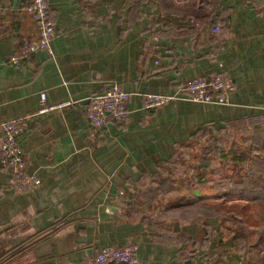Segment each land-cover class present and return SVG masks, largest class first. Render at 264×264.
Returning <instances> with one entry per match:
<instances>
[{
  "label": "crops",
  "instance_id": "0c3cea01",
  "mask_svg": "<svg viewBox=\"0 0 264 264\" xmlns=\"http://www.w3.org/2000/svg\"><path fill=\"white\" fill-rule=\"evenodd\" d=\"M29 1L0 0V120L28 119L19 141L26 170L41 182L14 187L0 165V264H84L102 245L128 241L135 264H253L249 248L234 249L228 237L237 229L234 210L260 200L190 202L206 192L180 183L175 175L190 169L175 162L190 153L184 148L198 130L231 125L264 156V0H219L200 26L184 12L208 10L213 0H48L51 53L11 63L19 45L37 36ZM216 71L234 82L226 104L178 99L143 107L142 92L173 93ZM114 83L131 92L129 114L97 128L87 97ZM42 91L47 104L70 102L39 112ZM196 203L239 209L218 221L188 213Z\"/></svg>",
  "mask_w": 264,
  "mask_h": 264
},
{
  "label": "built area",
  "instance_id": "2783aa9c",
  "mask_svg": "<svg viewBox=\"0 0 264 264\" xmlns=\"http://www.w3.org/2000/svg\"><path fill=\"white\" fill-rule=\"evenodd\" d=\"M24 9L35 21L37 36L22 42L17 50L9 57L11 63H19L36 51L46 50L51 53V41L55 35L54 20L49 12L48 0H30ZM190 21L195 26L200 22L194 18ZM219 25L212 27L214 32L219 31ZM157 61V60H156ZM231 76L216 71L209 76H193L176 92H149L141 93L143 107L146 109L174 102L178 99H188L197 102L226 104L228 94L234 90ZM131 92L114 83L102 91L93 92L87 97L86 114L91 124L97 128L104 127L110 120L123 122L128 114L127 103ZM63 101L58 104H47L45 92H40L39 112L68 104ZM28 125L24 116L0 120V165L8 170V183L14 187H34L41 179L37 172L25 168L24 150L19 137ZM136 246L132 241L122 246L105 244L87 256L84 264H135L137 262Z\"/></svg>",
  "mask_w": 264,
  "mask_h": 264
},
{
  "label": "rangeland",
  "instance_id": "374dc122",
  "mask_svg": "<svg viewBox=\"0 0 264 264\" xmlns=\"http://www.w3.org/2000/svg\"><path fill=\"white\" fill-rule=\"evenodd\" d=\"M207 130L208 131L206 134L201 132V134L198 133V136L195 137V140L194 138H192L190 140V143L184 148V150L189 149L190 153L186 156H181L179 160L175 162V164L179 165L181 169H184L185 167H189L190 169L188 170V172L185 171L183 174L180 173V175H175L178 176L177 179L180 183L185 181L184 183L186 184V182L189 181L190 185V180H192L191 176L193 175L192 173L197 170L196 166L201 159V152L209 149L213 150L212 153L208 151L211 156V163L206 169H204V177L207 182L203 186L196 184L194 186H190V190L198 188L200 192L203 191L206 192V194H209V196H211L210 198H219L225 196L219 195L215 197V195H217V192L220 190L249 186L253 181L257 179L255 174L258 175L259 173H261L264 176V156L257 155L258 151H256L252 147L251 142H247L243 138L237 137L234 125L229 126L227 130L221 132V134L223 135L218 137L216 140L211 139V137L215 136L214 128H208ZM233 143L235 149H232ZM235 143L239 144L238 148L235 146ZM181 149H183V147ZM234 150H238V152H241L243 159L234 162L232 159L222 158L220 155V152L223 151V153H228L229 157L231 154H233ZM253 154L257 155L258 158H254L255 156H253ZM237 196L238 195L232 197L235 198ZM200 207L201 205L196 203L195 205L189 206L187 212L190 214L192 212H197L198 214H201L200 217L213 216V218H218V221H222L226 219L224 216L225 211H231V209L233 208H238L235 204L230 203L227 204V206L219 207L218 209ZM253 209L254 206L251 205L241 207V212H237V210H234V212H236L238 216H236V218H233L232 223L235 227H237V229H233L231 231L228 239H230L231 246L234 249L238 248L239 245L246 247L247 250L249 248L250 257L253 255V264H264V205H257L256 211H254L252 214H249L253 211ZM187 212H185L184 214H187ZM241 214L244 216V220H242V216L240 217ZM246 214L248 218L245 219ZM199 219L200 218H198V220ZM252 228L254 230L253 236L250 234ZM243 232H248L249 238L246 237L248 240H246L243 244H240L243 241V239L240 238ZM236 236L238 237V239L236 238ZM252 246H255V248H252Z\"/></svg>",
  "mask_w": 264,
  "mask_h": 264
},
{
  "label": "trees",
  "instance_id": "16d2710c",
  "mask_svg": "<svg viewBox=\"0 0 264 264\" xmlns=\"http://www.w3.org/2000/svg\"><path fill=\"white\" fill-rule=\"evenodd\" d=\"M219 0H213L210 4V9L206 10L205 8L203 7H200V6H196V7H188L187 8V11L184 12V14L186 15H191L190 18H194L195 20H200L202 22H205V21H210L212 20V14L214 13V10L216 9L217 7V3H218ZM208 128H205V129H200L197 131V133L201 134V133H207V130ZM221 130L220 129H215L214 128V132H215V136L214 137H211V139H214L216 140L218 137H220L221 135ZM201 132V133H200ZM198 136V134L196 135ZM195 136V137H196ZM211 136V135H209ZM195 137H194V140H195ZM207 137V136H206ZM208 140V139H207ZM190 143V142H189ZM235 146L238 148L239 147V144L238 143H235ZM251 146V145H250ZM216 147V146H214ZM232 149H235L234 148V143L232 145ZM212 150L213 149H209V150H206V151H203L201 152L200 154V161L198 163V165L196 166V171L193 172L192 176H191V184L192 185H205L206 184V179L204 177L205 175V170L209 164L211 163L210 162V154L209 152L212 153ZM209 151V152H208ZM225 152V151H224ZM240 153V154H238ZM220 155L222 158H230L232 159L234 162L236 161H240V159H243V156L241 154V152H238V150H234L233 154H231L229 157H228V153H223V151L220 152ZM253 156H255L254 158H258L256 155L253 154ZM248 173V172H246ZM256 175V180L252 182L251 185L249 186H245V187H236V188H228V189H224V190H220L217 192V195L215 196H219V195H226V196H235V195H238V196H247V197H250L252 196L253 198H258L260 201L259 202H264V176L259 173L258 175ZM165 179H161L160 181L161 182H165L164 181ZM168 185V184H165V186ZM195 191H199V190H195ZM209 194H199L197 192H195L194 194H191L190 196V202H195L197 201L198 199H201V198H206L208 197ZM259 202H256L254 204H250V205H247V206H251L253 205L254 206V209L252 212H250L249 214H252L254 211H256V206L257 205H261V203ZM263 206V205H262ZM248 213V212H246ZM248 218L247 214H246V217L245 219ZM207 232V236L206 238L210 239L211 238V235L213 234L211 229H207L206 230ZM236 238L238 239V237L236 236ZM240 238L243 239L242 243L240 244H243L245 241H246V237L245 236H240ZM241 247V248H240ZM240 249V251H245V247L242 246V245H239L238 247Z\"/></svg>",
  "mask_w": 264,
  "mask_h": 264
},
{
  "label": "water",
  "instance_id": "95a60500",
  "mask_svg": "<svg viewBox=\"0 0 264 264\" xmlns=\"http://www.w3.org/2000/svg\"><path fill=\"white\" fill-rule=\"evenodd\" d=\"M50 261H51V262H53V260H52V259H51Z\"/></svg>",
  "mask_w": 264,
  "mask_h": 264
}]
</instances>
